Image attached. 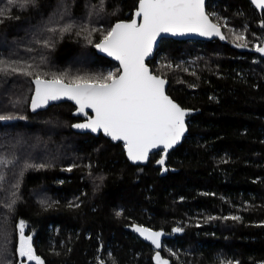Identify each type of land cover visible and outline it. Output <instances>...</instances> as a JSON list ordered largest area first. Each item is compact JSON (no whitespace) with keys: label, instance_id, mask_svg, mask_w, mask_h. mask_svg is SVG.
Here are the masks:
<instances>
[{"label":"trees","instance_id":"1","mask_svg":"<svg viewBox=\"0 0 264 264\" xmlns=\"http://www.w3.org/2000/svg\"><path fill=\"white\" fill-rule=\"evenodd\" d=\"M137 2L0 0V59L33 65L32 76L0 73V114L24 117L0 123L5 149L16 143L0 177L14 174L19 191L11 211V199L1 200L0 224L11 226L13 235L2 264H25L16 253L21 220L45 264H152L155 251L130 233L133 224L166 234L161 254L172 264H264V55L254 50L264 47V11L257 13L248 0H207L225 39H163L147 62L168 81L167 94L194 111L187 135L166 156V171L156 165L160 153L134 166L121 143L73 132L80 119L69 103L30 112L36 74L48 79L51 73L117 70L96 52L99 31L91 43L86 32H77L130 20ZM53 21L74 27L54 34L47 31L57 26ZM233 30L244 34L248 47L236 46L241 42ZM68 167L71 172L63 170ZM231 216L241 219H225Z\"/></svg>","mask_w":264,"mask_h":264},{"label":"snow or ice","instance_id":"2","mask_svg":"<svg viewBox=\"0 0 264 264\" xmlns=\"http://www.w3.org/2000/svg\"><path fill=\"white\" fill-rule=\"evenodd\" d=\"M23 2L27 4L29 0H23ZM16 3L17 0H8L10 5ZM251 3L258 9H264V0H251ZM3 15L4 12L0 11V16ZM53 23L57 26L48 27L47 31L54 34L68 33L74 27L70 22L64 25H59L57 21ZM224 26H227L226 21ZM261 26L264 27V24ZM220 28V18L217 17L216 22H213L209 14L205 12V0H138L134 18L130 22H117L106 30L103 28L89 30L87 26H83L80 32H77V35L86 32L85 39L91 43L92 33L99 31L101 39L94 47L118 61L119 68L106 74L70 76L67 73H51L48 79L36 74L32 80L35 89L31 98V108L35 111L37 108L46 106L49 101L70 100L77 106L74 115L87 117L85 122L73 124V128L89 130L92 133L102 132L113 142H123L127 157L133 163L146 162L149 153L153 149L160 148L162 154L157 164L164 166L168 150L179 143L187 130L185 117L191 110L183 109L166 95V79L150 72L145 59L152 53L157 37L162 34L195 33L199 36L215 35L225 39ZM233 35L236 41L241 42L236 45L237 47H248L242 32L236 33L233 30ZM254 50L264 55V47L257 46ZM18 64L17 61L8 62L0 59V73L33 75L32 71H29L33 68L32 64L16 66ZM167 67L172 66L169 64ZM89 109L92 115L86 111ZM16 118L24 119L12 114H0V121ZM48 166L27 165L37 169ZM72 167L63 170L71 172ZM15 202V199H12L6 205L10 211ZM69 207L73 205L69 204ZM120 214L117 212V216ZM225 219L238 221L241 218L231 216ZM17 227L19 229V243L16 248L18 256L27 261H33L34 264H45L34 251L32 237L24 233L25 222L21 220ZM133 230L145 240L150 241L156 249L161 248L162 232L152 231L143 226H134ZM173 231L179 232L182 229L175 228ZM153 259L156 264H169L168 260L161 257L159 251H156ZM222 264H233V262L226 261Z\"/></svg>","mask_w":264,"mask_h":264},{"label":"water","instance_id":"3","mask_svg":"<svg viewBox=\"0 0 264 264\" xmlns=\"http://www.w3.org/2000/svg\"><path fill=\"white\" fill-rule=\"evenodd\" d=\"M206 1H207V0H205V12L207 13V11H206ZM248 1H249V3L252 5V7L257 11V13L261 14V13L264 11V9H258L255 5H253V4L251 3V0H248ZM137 5H138V2H137ZM136 9H137V6H136L135 10H134L133 13H132V17H131V19L134 18V13H135ZM209 17H210V16H209ZM131 19H130V20H123V22H130ZM137 19H138V18H137ZM210 19H211V18H210ZM118 22H121V21H118ZM138 22H139V19H138ZM115 23H117V22H115ZM115 23H114V24H115ZM114 24H113V25H114ZM113 25H112V26H113ZM220 31H221V34L224 36L223 31H222L221 28H220ZM163 39H170V40H175V41H212V40H215V39H217V40H222V39L220 38V36H215V35H213V36H199V35H197V34H195V33H187V34H184V35L162 34L161 36L157 37V41H156V43H155L154 46H153L152 53H151L148 57H146V59H145V64L148 66L150 72H151V69H150L149 65L147 64V62L150 61V60H152V59L154 58L155 51H156V49H157V47H158L160 41L163 40ZM96 52H97V54H98L99 56L104 57V58H106V59H108V60L114 62L115 64H117V65H118V68H119V62H118V61H116V60L113 59L112 57L107 56L106 53L100 52L97 48H96ZM161 78H162V77H161ZM166 81H167V80H166ZM32 84H33V83H32ZM168 84H169V83H168V81H167V83H166V85H165V93H166V95H168L167 92H166L167 87H168ZM34 89H35V85L33 84V91H32L31 97H30V101H29V109H30V112H31V113H36V112H39V111L46 110L48 107H50V106H52V105H58V104H61V103H69V104H71V105L75 108L74 111L72 112V117L80 119L79 121L74 122L73 124H75V123H83V122H85V120L87 119V117L84 116V115H79V114L74 115V113H76V111H77V106L74 104V102H72V101H70V100H67V99H61V100H57V101H49V103H48L46 106L41 107V108H37L35 111H33L32 108H31V98H32V96L34 95ZM168 96H169V95H168ZM169 97H170V96H169ZM170 98H171V97H170ZM171 99H172V98H171ZM172 100H173V99H172ZM173 101H174V100H173ZM174 102H176V101H174ZM176 103H177V102H176ZM177 104H178V103H177ZM178 105H179V104H178ZM179 106H180V105H179ZM180 107H181V106H180ZM183 109H184V108H183ZM188 110H191V109H188ZM86 111L88 112L89 115H92L90 109H89V110H86ZM193 114H194V111L191 110L190 113L185 117V124H186L187 117H188L189 115H193ZM17 120H18V119L16 118V119L9 120V121H0V123L4 125V124H8V123L15 122V121H17ZM73 124H72V125H73ZM72 125H71V130H72L73 132H75V133H78V134H89V135H91V136H93V137H98L99 135H101V136H103V137L109 139V140L111 141V143H114V144H116V143H121V144L123 145V142H119V141H118V142H113L109 137L104 136V134H103L102 132L92 133V132L89 131V130H81V129L73 128ZM186 128H187V130H186V132L184 133V135H183V137L181 138V140L179 141V143H177L173 148L169 149L168 152H167V155H168L171 151H173L175 148H177V147L182 143L183 138H184V137L187 135V133H188V127H187V124H186ZM123 151H124V154H125V158H126V160H127L131 165H134V166H138V165H140V166H145V165L148 163L149 158H148V160H147L146 162H143V163H141V162L133 163L132 161H130V160L128 159V157H127V153H126V150L124 149V146H123ZM154 153H160V157L158 158V160H159V159L161 158L162 149H160V148H158V149H153V150L149 153V156H150L151 154H154ZM167 155H166V156H167ZM158 160H157V161H158ZM157 161H156V165H157V166L162 167V168H165V164H164V166H161V165L157 164ZM165 162H166V157H165ZM134 226H143V225H140V224H133V225H131V226L128 227V230L130 231V233H132V234L135 235L137 238H139L143 243L149 245V246L155 251L154 254H153V256H152V264H156V262L154 261L153 257H154V255H155L156 251H159V252L161 253V250H162V247H163V242H164V239H165V237H166V234H165L163 231H161V230H153V229H151V228H149V227L143 226V227H145V228L151 229L152 231L162 232V233H163V235L160 237L161 248H160V249H156V248L154 247V245L151 244L150 241L145 240L143 237H141V236L139 235V233H137V232H135V231L133 230ZM161 257H162L163 259L168 260V261H169V264H172V263H171V260L168 259V258H166V257H163L162 254H161Z\"/></svg>","mask_w":264,"mask_h":264},{"label":"rangeland","instance_id":"4","mask_svg":"<svg viewBox=\"0 0 264 264\" xmlns=\"http://www.w3.org/2000/svg\"><path fill=\"white\" fill-rule=\"evenodd\" d=\"M5 142H7V141H2V139H0V168H1V166H4L3 162H4L5 157L11 156L10 153L13 152V149L16 146V143H14V141H11V144H10L11 149L6 150L5 148L8 146V143H5ZM8 165L9 164H6L5 167H8ZM9 172H10V170H7V174ZM11 173L12 172H10L9 174H11ZM0 176H2V174H0ZM13 176H14V174H13ZM13 176H11V178H9L8 180H6L3 177H0L1 183L4 184V189L2 190V192H0V208H2L1 203H3L1 200H3V201L8 200V202L10 199L11 200L15 199V201L19 200V197H17L19 191L17 189L18 187L14 184V179H12ZM12 189H17L14 192L15 196H13ZM6 196H7V199H6ZM2 217H3V215H2ZM0 219H1V216H0ZM0 223L4 224L3 221H0ZM10 227L8 228V227H6V225L0 224V264H2L5 261L4 255H6L7 251L9 252L11 244H12L13 235H12V229ZM18 243H19V233H18L17 247H18ZM19 259L23 260V263H25V264L26 263H34L33 261H27L24 258L19 257Z\"/></svg>","mask_w":264,"mask_h":264},{"label":"flooded vegetation","instance_id":"5","mask_svg":"<svg viewBox=\"0 0 264 264\" xmlns=\"http://www.w3.org/2000/svg\"><path fill=\"white\" fill-rule=\"evenodd\" d=\"M213 22H216V21H213ZM222 29V28H221Z\"/></svg>","mask_w":264,"mask_h":264}]
</instances>
